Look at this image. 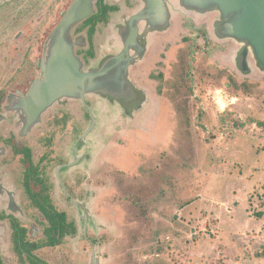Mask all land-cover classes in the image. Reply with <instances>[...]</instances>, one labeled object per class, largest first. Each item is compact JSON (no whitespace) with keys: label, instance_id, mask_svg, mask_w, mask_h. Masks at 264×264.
<instances>
[{"label":"rangeland","instance_id":"rangeland-1","mask_svg":"<svg viewBox=\"0 0 264 264\" xmlns=\"http://www.w3.org/2000/svg\"><path fill=\"white\" fill-rule=\"evenodd\" d=\"M71 1L0 0V102L6 97L0 114L7 118L0 124V146L6 152L0 158V176L14 188L18 206L13 212L0 200V213H14L29 229L30 239L44 241L46 224L23 191L21 157L5 142L13 138L34 151V163L52 184L55 206L77 225L76 234L55 248L35 251L49 264H91L92 256L99 264H264V69L251 55L248 72L236 66L240 43L214 33L216 12L180 11L168 27L149 35L143 56L154 48L161 59L142 67L141 56L130 67V80L140 93L135 105L87 94L96 122L77 151L76 140L90 124L81 100L56 103L26 133L21 132L18 112L5 111L11 98H19L17 89L40 77L46 39ZM105 2L118 4L120 10L97 23L91 38L83 21L71 29L82 69L116 54L120 42L113 29L141 5L140 0L128 6L118 0ZM171 49L175 57L170 62ZM162 108L169 114L162 121L169 133L160 131L158 138L165 144L155 151L131 149L139 142L140 129L155 128ZM144 134L146 142L151 141ZM110 152L116 161L109 163L111 177L94 181V167ZM132 154L143 158V165L125 178L117 159L131 170ZM69 160L76 165L61 175L73 200L63 194L56 178L57 166ZM96 188L100 200L90 195ZM108 203L111 216L94 214L96 205L105 209ZM0 223L6 226L5 240L0 241L2 264H21L9 240L8 221ZM32 226L37 228L34 233Z\"/></svg>","mask_w":264,"mask_h":264},{"label":"water","instance_id":"water-1","mask_svg":"<svg viewBox=\"0 0 264 264\" xmlns=\"http://www.w3.org/2000/svg\"><path fill=\"white\" fill-rule=\"evenodd\" d=\"M95 1L72 0L49 32L40 59V77L10 107L18 112L22 133L30 131L44 111L64 99L84 103L85 96L93 93L125 107L135 105L140 93L130 80L129 69L143 56L149 35L168 27L172 16L180 11L201 15L216 12L214 33L240 43L234 58L236 66L248 72L251 55L256 66L264 69V0H140L141 5L113 29L120 42L116 54L82 69L83 62L74 49L78 42L73 41L71 29L95 13ZM88 108L90 124L75 147L95 126V114ZM4 228L0 224V237ZM92 259L91 264H99Z\"/></svg>","mask_w":264,"mask_h":264},{"label":"flooded vegetation","instance_id":"flooded-vegetation-1","mask_svg":"<svg viewBox=\"0 0 264 264\" xmlns=\"http://www.w3.org/2000/svg\"><path fill=\"white\" fill-rule=\"evenodd\" d=\"M98 1L99 0H96V7H97V9H98ZM103 1V3L104 4H106L107 6H110L111 8L109 9V10H107V12L105 13V15H104V18L102 19V20H99V21H97L95 24H94V26H93V31H92V33L90 34L89 33V29L92 27L90 24H83L82 23V25L83 26H88V38H91L92 37V34L94 33V31H95V26L97 25V23H99V22H107V20H108V13L109 12H115V11H118V10H120V8L118 7L119 5L118 4H107L106 2H105V0H102ZM118 2H123L124 3V5L126 4L127 6L128 5H131V0H122V1H118ZM141 4V3H140ZM117 5V6H116ZM97 9H96V12H97ZM95 12V13H96ZM93 15V14H92ZM91 15V16H92ZM86 20V19H85ZM84 22V21H83ZM172 50V52L171 53H168L167 54V61L169 60L170 62L174 59V57H175V51L173 50V49H171ZM170 50V51H171ZM170 51H168V52H170ZM150 52H152L153 54H152V56L151 57H153V58H148L149 57V53ZM157 52V49H155L154 50V48L153 49H151L149 52H146L145 54L146 55H144L143 57H142V60H141V65H142V67H148L149 66V63H151V61L153 60V59H156L157 61L159 60V58H160V52H158V53H156ZM157 56V57H156ZM42 57V56H41ZM41 59V58H40ZM40 59H39V64L38 65H40ZM148 59V60H147ZM161 59V58H160ZM155 60V61H156ZM147 62H149L148 64H146ZM39 70H40V67H39ZM139 71H141V73H140V75L143 77V71H144V69L142 68H139L138 69ZM149 78V77H148ZM149 79H151V81L153 82H155V80H153L152 78H149ZM35 80V79H34ZM34 80L31 82V84L34 82ZM31 84L28 86V87H25V89L24 90H20V89H17L16 90V94H18V96L20 97V96H24L26 93H27V91H28V89L30 88V86H31ZM143 84V83H142ZM6 97H5V95H3L2 96V98H1V102H0V108H1V105H2V103H3V101H4V99H5ZM12 99H17V98H15V97H13V98H11V100H10V102L6 105V112H10L9 110H13L12 108H10L9 107V105L11 104V102H12ZM83 105L86 107V110L88 111V114H89V117H90V113H89V108L88 107H90V109H91V106H90V102H87L86 101V98H85V102L83 103ZM18 118V117H17ZM166 118H169V114L167 113V112H165V111H163V108H162V110H160V112H159V114H157V123H156V126H155V128L154 129H151V128H149L148 130H147V132H146V130H144V129H140L139 131H138V133L136 134L137 135V137H138V140H139V142L137 143V144H135L136 146H134L133 148H131V149H133V150H139V151H145V152H147V151H149V150H151V151H155L156 150V147L157 146H162V145H164L165 144V140L163 141V140H160L159 138H158V134L160 133V131H164V132H167V133H169V128H164V127H162V121L164 120V119H166ZM162 119V120H161ZM4 120H7V118H6V115H5V113H2V114H0V124H2L3 123V121ZM84 133V132H83ZM144 133H147V135L149 134V136H150V138L151 139H149V140H151V141H149V142H146V138L144 137L145 136V134ZM149 138V137H148ZM143 140V141H142ZM5 142L7 143V144H9V146H11V149H12V151H13V153L16 155V156H20L21 158H20V162L23 164V172H22V186H23V191H24V193H25V195H26V197H27V199L29 200V202H30V204H31V206L32 207H34L37 211H38V213H39V217H40V219H42V221L43 222H45V227H44V229H43V235H44V241L42 242V243H39V242H37V241H35V240H32V239H30L29 238V229L26 227V226H24L23 224H21L20 223V221L17 219V217L14 215V213L13 214H11V213H3V212H1L0 213V220H7L8 221V224H9V228H10V234H9V240H10V243H11V245H12V249H13V251H14V254H15V256H16V258H17V261L19 262V263H25V264H30V262H29V259L28 258H30V257H24V260H22V257H20L19 256V254L16 252V250H15V248H14V242H13V239H12V233H13V228H12V220L15 222V223H17V225L19 226V227H21V228H23L24 229V238H23V241H24V243H27V244H33V245H35L36 246V248L35 249H33L32 250V253H31V257H32V259L35 261V262H43V263H46V264H49L47 261H45V260H43L42 258H39L38 256H36V254H35V251L36 250H38L41 246H46V247H51V248H55L57 245H59L60 244V242L62 241V239L64 238V237H66V236H70V235H74V234H76V232H77V225H76V223L75 222H73V221H69L68 220V218H67V214H66V212L64 211V210H59L56 206H55V204H54V202H53V200H52V197H51V194H50V190H51V183H50V181L48 180V178L47 177H45V176H43L42 175V172H41V168H39V166H38V164H36V163H34V159H33V157H34V151L29 147V146H19V145H17L16 143H15V141L13 140V138H6V140H5ZM127 143H125V145H126ZM78 145V144H77ZM153 146H155V147H153ZM125 147V151L127 150V149H130V148H128L127 146H124ZM142 148H144V149H142ZM16 149H27L28 150V152H29V161H30V163H31V165H32V167L36 170V176H37V178H39L40 179V181H41V185H42V187L45 189V193H46V195L48 196V199H49V203H50V205L52 206V209L54 210V211H56V212H58V213H63L64 215H65V219H66V222H67V224H69L70 225V231L69 232H67V233H65L60 239H59V242L58 243H56L55 245H48L47 244V240H48V236L46 235V229L49 227V223H48V221H47V219L44 217V215H43V213L40 211V209L33 203V201H32V199H31V197H30V195H29V193H28V185L26 184V173L29 171V165H28V163L26 162V155H25V152L24 151H21V152H17L16 151ZM74 150L75 151H77V146L74 148ZM5 149H4V147H1L0 146V158L1 157H5L4 155H5ZM126 154V153H125ZM44 155V154H43ZM117 155H120V157H121V153L120 152H118L117 153ZM132 155H134L135 156V159H133V160H135V162H134V165L132 164L131 165V170H128V168H127V163L125 162V165L122 163V160L119 158V160L117 159V162H119L120 163V167H121V169L120 170H124L125 172H126V175H124L125 176V178H127L128 176H130V177H133L134 175H136V173L133 175V176H131V175H128V171H129V173L131 174V172H133L135 169H136V171L137 170H139V167L141 166V165H143L142 164V161H144V159L142 158V159H140L139 157H138V155H135V154H132ZM113 156H115V155H113L112 154V152H110L109 153V155H108V158L106 159V160H104V161H102L101 160V163L99 164V165H97L96 167H94L95 168V170H94V172H93V180L94 181H96L97 179L98 180H104V181H107L110 177H111V166H110V160H114L115 161V159H113L114 157ZM116 162V161H115ZM136 164H138V165H136ZM76 165V162H75V160H69L67 163H62V164H59L58 166H57V170H56V178H57V180H58V183H59V186H60V188H61V190H62V192H63V194L65 195V196H67L70 200H73V197H72V195L71 194H69L67 191H65V188H66V186H65V184H64V182H63V180H62V175H61V172L64 170V169H67L69 172L71 171V170H73V167ZM147 166V165H146ZM134 169V170H133ZM0 170H4V168L3 167H1L0 166ZM137 172H139V171H137ZM139 174V173H138ZM141 178V177H140ZM51 184V185H50ZM41 187V186H40ZM29 188H30V186H29ZM31 189V188H30ZM31 191H32V193H34V189H31ZM109 192H110V190H108ZM107 191V192H108ZM14 188L7 182V180H6V178H2L1 176H0V200H6L9 204H10V206H9V208H10V210H13V212L14 211H17L16 209L18 208V206L16 205V202H15V197H14ZM106 192V188L104 189V192L103 193H105ZM100 193V189H97L96 188V190L95 189H93V190H90V195H92L96 200H100L99 199V195H98V197H97V194H99ZM105 206H107V207H105V209H103V208H100L99 206H97L96 205V209H94L93 208V211H94V214L97 216V215H101V214H104V215H108V216H111V213H113L112 211H113V208H112V206H111V204L110 203H108L107 205H105ZM100 209H101V211H100ZM116 214V213H115ZM92 218L94 219V217L92 216ZM110 219L113 221V218L112 217H110ZM117 219H119V218H117ZM1 224V223H0ZM85 224H86V219H85ZM1 225H3L5 228H4V236L2 235L1 237H0V241H3L4 242V240H5V230H6V226L4 225V224H1ZM36 226H32V229L30 230V231H32V233H34L35 231H36ZM23 256V255H22ZM93 257V261H94V258H95V256H92ZM96 260H97V258H95ZM0 264H2V256H1V254H0Z\"/></svg>","mask_w":264,"mask_h":264},{"label":"trees","instance_id":"trees-1","mask_svg":"<svg viewBox=\"0 0 264 264\" xmlns=\"http://www.w3.org/2000/svg\"><path fill=\"white\" fill-rule=\"evenodd\" d=\"M111 7L107 6L103 3L102 0L98 1V9L97 12L94 13L92 16L84 20L83 24H90L92 27L89 29V33L91 34L93 31L94 24L102 20L104 18L105 13ZM17 152L24 151L26 155V162L29 165V171L26 173V184L28 185V193L33 201V203L40 209L43 213L44 217L47 219L49 223V227L46 229V235L48 236L47 244L48 245H55L59 242V239L70 230V225L67 224L65 215L63 213H58L52 209V206L49 203L48 196L45 193V189L41 185V181L36 176V170L32 167L29 161V152L27 149H16ZM34 189V193H32L31 189ZM41 186V187H40ZM12 239L14 242V248L16 252L22 257L29 259L30 264H46L43 262H35L32 257L31 253L32 250L36 248L33 244L24 243V229L19 227L17 223L12 220ZM23 255V256H22Z\"/></svg>","mask_w":264,"mask_h":264},{"label":"bare ground","instance_id":"bare-ground-1","mask_svg":"<svg viewBox=\"0 0 264 264\" xmlns=\"http://www.w3.org/2000/svg\"><path fill=\"white\" fill-rule=\"evenodd\" d=\"M182 16V15H181ZM203 18V17H202ZM198 19V18H197ZM204 20V19H203ZM202 20V21H203ZM117 34V33H116ZM118 36V35H117ZM106 38V37H105ZM107 39V38H106ZM107 41V40H106ZM118 41H119V39H118ZM15 104V99H12V102H11V104L9 105V107H12L13 105Z\"/></svg>","mask_w":264,"mask_h":264},{"label":"crops","instance_id":"crops-1","mask_svg":"<svg viewBox=\"0 0 264 264\" xmlns=\"http://www.w3.org/2000/svg\"><path fill=\"white\" fill-rule=\"evenodd\" d=\"M118 1H122V0H118ZM1 242H3V241H1ZM21 264H25V263H21Z\"/></svg>","mask_w":264,"mask_h":264}]
</instances>
